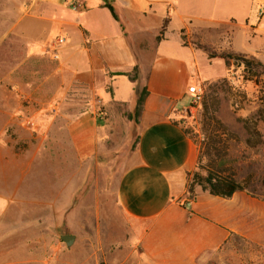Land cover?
Here are the masks:
<instances>
[{
  "label": "crops",
  "instance_id": "0c3cea01",
  "mask_svg": "<svg viewBox=\"0 0 264 264\" xmlns=\"http://www.w3.org/2000/svg\"><path fill=\"white\" fill-rule=\"evenodd\" d=\"M182 1L0 0V264H46L44 245L13 243L14 228L5 226L7 218L40 217L29 212L22 189L31 167L45 169L49 148L61 155L68 147L80 160L98 154L118 137L117 123L130 122L143 87L138 140L115 187L139 264H210L225 245L233 250L232 240L264 256V198L199 190L186 202V174L198 151L181 120L188 89L197 86L187 83L190 56L197 75L201 56L181 39L195 18L177 14L180 25L172 27ZM134 66L131 82L125 74Z\"/></svg>",
  "mask_w": 264,
  "mask_h": 264
},
{
  "label": "rangeland",
  "instance_id": "374dc122",
  "mask_svg": "<svg viewBox=\"0 0 264 264\" xmlns=\"http://www.w3.org/2000/svg\"><path fill=\"white\" fill-rule=\"evenodd\" d=\"M258 7L256 0H183L173 12L172 27L180 25L177 14L193 16L195 20L183 29L181 39L201 56L197 58L198 75L190 56L187 82L202 89L201 100L183 111V127L198 151L203 134L202 102L212 94L217 101L215 117L235 136L223 141L228 145L234 177L248 191L264 198V68L247 73L232 61L226 65L219 57H209L210 53H232L264 63V12ZM169 43H176L172 34ZM201 71L210 79H204ZM118 109L120 115H126ZM245 119L255 123L260 134L261 143L253 147L245 143L248 134L241 121ZM117 128L118 137L87 159H75L68 147L61 155L54 154V148L46 149L42 156L45 169L33 165L22 187L31 202L29 212L40 217L7 218L5 226L14 228L9 238L13 243L44 245L46 264L140 263L139 248L115 200L116 182L135 135L131 121H120ZM62 142L66 144L64 138ZM63 235L74 236L71 245L62 241ZM232 244L233 250L225 245L210 264H264L255 247L240 240H232ZM250 251L254 258H250Z\"/></svg>",
  "mask_w": 264,
  "mask_h": 264
},
{
  "label": "trees",
  "instance_id": "16d2710c",
  "mask_svg": "<svg viewBox=\"0 0 264 264\" xmlns=\"http://www.w3.org/2000/svg\"><path fill=\"white\" fill-rule=\"evenodd\" d=\"M104 6L108 8L111 15L116 19L112 6L107 3H105ZM167 21L168 19H165L162 24L159 36L157 37L158 40L161 39V36L166 29ZM209 57H219L226 65H229L232 61L235 65L242 66L244 71L247 73H250L256 67L264 68V63L232 53H222L220 55L210 53ZM125 75L131 82H135L137 80L136 66H134L131 73H127ZM146 95L147 90L143 87L137 93V99L133 110L127 112V118L132 122V134L135 135L132 149H134L138 140L136 137V125L139 124ZM216 105L217 101L215 97L213 98L212 94L203 98V119L201 122L203 134L198 147L195 169L186 174L187 203L196 199V187H199L202 192H207L209 195L220 198H230L236 191H247L251 195H254L252 192L247 190L246 186L235 179L232 169L229 166L228 145H226L223 141L226 139H232V137L235 138V136L231 132L227 131L221 121L215 117L214 114L216 111ZM241 121L248 134V137L245 140L246 145L253 147L257 143H261L260 134L256 128V124L251 123L247 119ZM184 132L189 135L186 128H184ZM222 135H225L224 139Z\"/></svg>",
  "mask_w": 264,
  "mask_h": 264
},
{
  "label": "built area",
  "instance_id": "2783aa9c",
  "mask_svg": "<svg viewBox=\"0 0 264 264\" xmlns=\"http://www.w3.org/2000/svg\"><path fill=\"white\" fill-rule=\"evenodd\" d=\"M258 2V9L261 12H264V0H256ZM63 38H59L56 40L57 44H62L63 43ZM189 92L192 95V100H191V105L197 104L201 100L202 96V89L199 86H190L189 87Z\"/></svg>",
  "mask_w": 264,
  "mask_h": 264
},
{
  "label": "water",
  "instance_id": "95a60500",
  "mask_svg": "<svg viewBox=\"0 0 264 264\" xmlns=\"http://www.w3.org/2000/svg\"><path fill=\"white\" fill-rule=\"evenodd\" d=\"M61 239L67 246H69L74 241V236H72V235H63V236H61Z\"/></svg>",
  "mask_w": 264,
  "mask_h": 264
}]
</instances>
